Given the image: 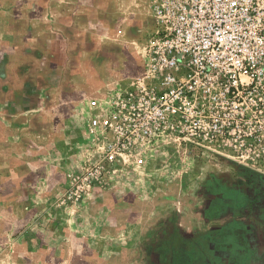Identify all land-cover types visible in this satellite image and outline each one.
Here are the masks:
<instances>
[{"label": "rangeland", "instance_id": "1", "mask_svg": "<svg viewBox=\"0 0 264 264\" xmlns=\"http://www.w3.org/2000/svg\"><path fill=\"white\" fill-rule=\"evenodd\" d=\"M153 1L0 0V264H235L264 248V172L222 158L145 152L69 198L106 143L91 101L142 72Z\"/></svg>", "mask_w": 264, "mask_h": 264}, {"label": "built area", "instance_id": "2", "mask_svg": "<svg viewBox=\"0 0 264 264\" xmlns=\"http://www.w3.org/2000/svg\"><path fill=\"white\" fill-rule=\"evenodd\" d=\"M143 69L98 107L103 155L73 187L176 150L264 172V0H154Z\"/></svg>", "mask_w": 264, "mask_h": 264}, {"label": "flooded vegetation", "instance_id": "3", "mask_svg": "<svg viewBox=\"0 0 264 264\" xmlns=\"http://www.w3.org/2000/svg\"><path fill=\"white\" fill-rule=\"evenodd\" d=\"M258 183L259 184H258V187H256L255 198L260 202L258 217L259 219H261L260 217L264 218V206H262L264 205V179H260ZM261 201L263 204H261ZM225 230H228V229H225ZM220 233L215 234L216 237L219 236ZM226 233H228V231H226ZM239 235L241 236V238H243L247 242H250V240H253L254 242L256 241L254 232L246 231L244 233H239ZM249 246L250 247L248 249H245V251H243L242 249H241L242 252L235 251L233 254L234 259H232V261L229 260L228 263L234 262L235 264H238V263L264 264V248L260 250L258 245H253V243L249 244ZM219 255L220 257H226V256H222L223 255L222 253H220ZM235 257H237V259H235Z\"/></svg>", "mask_w": 264, "mask_h": 264}, {"label": "crops", "instance_id": "4", "mask_svg": "<svg viewBox=\"0 0 264 264\" xmlns=\"http://www.w3.org/2000/svg\"><path fill=\"white\" fill-rule=\"evenodd\" d=\"M180 222H181V225H180L181 231L184 230V232H186V233L194 232L190 228H188V226H190V225H188L187 223H184V221H180Z\"/></svg>", "mask_w": 264, "mask_h": 264}, {"label": "trees", "instance_id": "5", "mask_svg": "<svg viewBox=\"0 0 264 264\" xmlns=\"http://www.w3.org/2000/svg\"><path fill=\"white\" fill-rule=\"evenodd\" d=\"M242 170H246V171H249L248 169H244V168H241ZM247 175V174H246Z\"/></svg>", "mask_w": 264, "mask_h": 264}]
</instances>
